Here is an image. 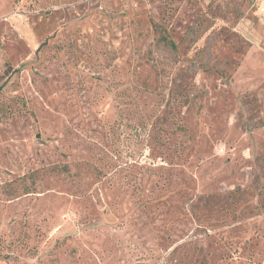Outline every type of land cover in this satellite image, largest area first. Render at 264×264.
<instances>
[{"label": "rangeland", "instance_id": "374dc122", "mask_svg": "<svg viewBox=\"0 0 264 264\" xmlns=\"http://www.w3.org/2000/svg\"><path fill=\"white\" fill-rule=\"evenodd\" d=\"M0 264H264V0H0Z\"/></svg>", "mask_w": 264, "mask_h": 264}]
</instances>
